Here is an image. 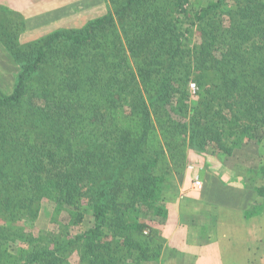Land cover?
Listing matches in <instances>:
<instances>
[{
    "label": "trees",
    "instance_id": "trees-1",
    "mask_svg": "<svg viewBox=\"0 0 264 264\" xmlns=\"http://www.w3.org/2000/svg\"><path fill=\"white\" fill-rule=\"evenodd\" d=\"M190 1L123 0L82 29L24 45L23 17L0 7V42L21 68L14 92L0 90V264H73L75 255L78 264H153L166 243L155 226L167 219L157 202L170 176L190 162L215 171L244 145L264 146V0L209 2L194 14L198 42H185L172 15H188ZM139 20L158 37L134 72L111 30ZM68 67L81 86L73 96L54 88ZM250 171L246 218L264 208V165ZM44 199L55 203V228L36 235L21 224L33 228ZM87 211L92 227L73 232Z\"/></svg>",
    "mask_w": 264,
    "mask_h": 264
},
{
    "label": "crops",
    "instance_id": "crops-1",
    "mask_svg": "<svg viewBox=\"0 0 264 264\" xmlns=\"http://www.w3.org/2000/svg\"><path fill=\"white\" fill-rule=\"evenodd\" d=\"M60 1L53 2L56 5L52 10L62 8ZM4 2L24 12L27 23L24 34L32 30L34 22L40 24L39 28L46 27V21L32 19L38 14L28 10L31 0ZM42 9L38 13L47 12ZM9 61L8 66L13 63ZM194 167L196 172L188 168L184 178L175 185L172 182L163 194L167 219L160 222L158 229L166 243L158 264H257L264 256L261 250L264 248V209L246 218V212L252 211V192L239 181L240 171L233 163L215 171ZM189 173L203 181L201 192L190 187Z\"/></svg>",
    "mask_w": 264,
    "mask_h": 264
},
{
    "label": "rangeland",
    "instance_id": "rangeland-1",
    "mask_svg": "<svg viewBox=\"0 0 264 264\" xmlns=\"http://www.w3.org/2000/svg\"><path fill=\"white\" fill-rule=\"evenodd\" d=\"M31 1H32L31 6L28 7V10L33 15L34 13L38 14V15H34V18L32 19L37 20L39 18V21L44 20L46 21V22L43 21L46 24L45 26L48 27L47 30L46 27L43 29L39 28L38 26L40 24L36 25V22H34L32 23L33 26L31 30L32 32L29 31L24 34V32L27 30V23H25L26 20H25L24 12L21 10L20 11L15 10L14 8H12L14 6L13 4L12 6L11 4L4 2V0H0V7L6 6L9 10L19 13L23 17L24 28H22L21 32L19 33L18 28L17 31L14 32L9 31L11 36L15 35V32H18L19 33L18 41L23 45L31 41L40 39L45 35L51 34L60 29H82L92 20L98 17L105 16L110 13L112 14L114 12V6H115L114 3L122 2L123 0H62L63 3L60 1V3L63 4L62 8H57L55 10H52V6L55 4L53 2L54 1L56 2L58 0H31ZM43 1L44 4H39L40 2ZM211 1H216V0H191L190 1L191 4L189 5V9L191 11L189 10L188 15L186 14L172 15L174 18L172 30L177 28L180 34L182 35V37L185 39V42L187 41V39L188 42H190L191 39L193 40V42H198V38L195 35L192 38V35L193 33H195V29H196V27L192 25V22L194 20V14L196 10H198L200 7H205ZM46 2H48V4H45ZM49 2H51L52 4ZM42 8L47 12L45 13L43 12L42 14L38 13V10H41ZM142 14L143 16H145L144 13ZM2 18L4 21H6V19H4L6 18V15L4 16L3 13H0V21H2ZM143 18L145 20V17ZM143 22H144L143 20L137 21L135 25V29H128L130 30L128 33L123 31L122 24H120V22H117L115 28L111 30L113 34L116 33L115 36L111 35V37L114 38V43L116 42V35L117 34L119 35L118 45L116 44L114 48L116 49V51H118L119 43L122 44L123 51L124 53H126L128 57V65L130 66L129 70L130 71L133 70L134 72L137 70L136 62H142L146 59V57L149 56L150 59L153 56V51L150 50L147 52V49L152 43L156 42V38L158 37L157 35L158 33L156 34L155 26L154 24H151V21L149 22V24L151 29H153V31L148 32L147 30L146 32L141 33L139 31V26L142 25ZM188 31L191 33H189ZM130 32H132V34L129 35V37L132 38L130 40L132 41L131 46L127 40V35ZM138 36H143L142 40L140 39V41L143 43V47L137 44V41L139 39ZM134 47H137V50L135 52H133ZM27 57L28 60H32L33 58L31 53L27 55ZM8 59H10L9 61L10 63L13 62L14 64L12 63V65L8 66L7 65ZM20 72H21V68H19V64L17 63V61L12 57V55H10V53H8L7 48H5L3 44H0V90L3 94L9 96L14 92L16 78L18 74H20ZM75 76L76 74L73 72V69H71V67H68V74L65 76L63 80L59 81L57 83L58 86L54 88H57L58 90L61 89L64 95L73 96L77 91L80 90L81 87L75 82V80L74 82L70 81L74 79ZM112 77H114L113 74L111 75V78ZM35 81L37 82V84L41 83L40 80L38 79ZM34 84L42 93L43 91L44 93L47 92V90L45 89H49L48 86H44V81H42V83L39 84V86L35 82ZM190 91L192 95L195 94L191 90V87H190ZM58 94H60V92L51 93L49 96V102L58 104L57 101ZM87 95L88 94H86L85 97ZM83 100L84 99H82V101ZM82 101H79V104H81ZM74 102L77 103V98L74 99ZM84 107L86 108L87 104L85 103L81 104L80 112L82 114L88 112L87 110L84 109ZM188 155L190 156V158H192L193 154L191 151H188ZM226 161L227 163H225L224 165H228V164L232 165L233 163L235 168L240 171V174L238 175L239 181L242 182L244 188L248 189V191L250 192L251 190L249 189V186L252 184V182L250 181V176L251 175H253V177L255 176L253 173H251L250 170L252 168L257 169L258 167H262L264 165V146L259 142L255 144L244 145L241 151L236 152L234 156L229 157V159ZM189 165L194 166V164L190 162L187 164L186 169L184 170L183 173L173 174L170 176L171 177L170 180L167 181L168 189L169 187L172 186V182H175L173 183L175 185L176 182L180 180V178L182 177L184 178V176L186 175L185 172L187 171ZM190 170L196 172L195 167L194 169H190ZM263 175L264 174H262V176ZM187 178H188L187 182L189 183L190 187L191 185L193 186V182L195 179L194 175L191 176L189 173L187 174ZM259 184H261V182H259ZM203 187L201 190H203ZM201 190L199 192H201ZM165 200L166 198H164L163 195L162 198L157 202V206L164 208L166 206ZM256 201L262 203V200L259 197H256ZM34 205L35 208L39 209V218L33 223V228L30 227L29 225L30 223L29 224L23 223L21 224V226H24L27 229V231L33 229L32 231L36 235H38V233L41 231L46 232L49 230H53L55 228V225L52 223V221H53V217H55L56 215L54 211L55 203L50 200L44 199L43 201H36ZM263 209L264 208L260 205L259 207H257L256 211L261 212L263 211ZM256 214L258 215V213ZM57 218L60 219L62 223H67L69 221L66 212H62L60 215H58ZM92 219H93L92 213L90 211L85 212V217L82 224L79 226H73L72 231L79 234L88 231L93 225ZM155 227L158 228L159 226L157 225ZM261 250H263V254H264V248ZM261 253H262L261 251H258V254ZM158 261L154 262L153 264H158L159 263ZM72 263L78 264V257L76 255L72 258ZM257 264H264V256H262V258L260 259V261H258Z\"/></svg>",
    "mask_w": 264,
    "mask_h": 264
},
{
    "label": "built area",
    "instance_id": "built-area-1",
    "mask_svg": "<svg viewBox=\"0 0 264 264\" xmlns=\"http://www.w3.org/2000/svg\"><path fill=\"white\" fill-rule=\"evenodd\" d=\"M191 90L193 91V93H195L196 90V85L195 84H191L190 85ZM189 169H194L193 165L188 166ZM203 187V181L200 179V177H195L194 182H193V190L199 192Z\"/></svg>",
    "mask_w": 264,
    "mask_h": 264
}]
</instances>
